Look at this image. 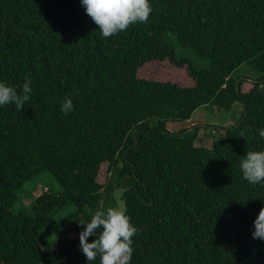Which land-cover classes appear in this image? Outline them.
Listing matches in <instances>:
<instances>
[{
  "label": "trees",
  "instance_id": "1",
  "mask_svg": "<svg viewBox=\"0 0 264 264\" xmlns=\"http://www.w3.org/2000/svg\"><path fill=\"white\" fill-rule=\"evenodd\" d=\"M150 2L147 22L105 38L80 0H0V79L19 92L27 75L33 88L22 110L0 107V264H87L78 220L115 207L117 188L138 229L131 264H264V241L251 236L264 186L239 170L264 148V0ZM153 60L185 67L193 84L140 77ZM242 65L257 77L234 76ZM237 103L231 125L207 124L221 137L197 145L205 125L192 113ZM44 172L60 190L47 186L30 215L12 211ZM63 224L55 243L42 237Z\"/></svg>",
  "mask_w": 264,
  "mask_h": 264
},
{
  "label": "clouds",
  "instance_id": "2",
  "mask_svg": "<svg viewBox=\"0 0 264 264\" xmlns=\"http://www.w3.org/2000/svg\"><path fill=\"white\" fill-rule=\"evenodd\" d=\"M85 13L98 25L100 34L107 38L125 31L130 25L145 23L153 11L150 0H80ZM33 92L31 77L25 76L19 90L0 79V107L8 104L22 110ZM70 97H65L60 104V111L65 115L73 111ZM259 138L264 140V127L258 130ZM242 178L249 184L264 186V148L247 151L239 160ZM83 225L78 234L79 250L84 254L87 264L99 258V264H131L133 259V237L137 227L127 214L124 201L115 207L96 210L90 220L83 215L78 220ZM253 239L264 241V206L252 222ZM97 229H100L97 235ZM93 237L91 242L89 237Z\"/></svg>",
  "mask_w": 264,
  "mask_h": 264
},
{
  "label": "rangeland",
  "instance_id": "3",
  "mask_svg": "<svg viewBox=\"0 0 264 264\" xmlns=\"http://www.w3.org/2000/svg\"><path fill=\"white\" fill-rule=\"evenodd\" d=\"M189 56L196 62L198 65H203L204 60L201 58H198L194 56L193 54H189ZM248 75L251 77H257V74L254 72L248 73L245 71L244 66H240L236 71H234L233 75ZM138 75L140 77H146V78H153V79H159V80H170L177 82L181 85H192L193 81L188 76L187 71L185 67H176L172 65L168 60L158 61L153 60L151 62L146 63L138 70ZM251 82V81H248ZM242 87L244 89H247L248 83L244 82L242 84ZM242 88V89H243ZM242 110L240 104H235L232 108V111L220 109L215 105H208L205 107H200L196 109L192 115L191 120L192 121H201L204 127H202L199 130V134L196 139L197 145H203V146H209L213 140L219 139L221 137V134L217 130H213L211 126L208 125H218V126H229L234 122V115H240V111ZM232 116V118H231ZM171 130H177L179 128V124L168 126ZM108 176V174H107ZM105 174L99 175L97 177L98 181L106 184V178ZM38 185L35 183H27L25 184L24 191H18L17 196L11 205V209L14 212H24L26 214H32V204L34 201V198L41 192V188L43 185H46L49 187V191L51 192H57L60 190L59 184L56 182L55 178L49 173L44 172L41 177L38 179ZM114 194L116 195L117 204L121 201L120 194L121 189L117 188L114 191ZM75 210L73 204H68L67 206H64L62 208H59L55 211L53 217L58 222H61L65 215L69 212H73ZM65 230V224L58 225L56 227L51 228H44L41 231L42 237L50 242H54L59 234H61ZM55 243V242H54ZM43 243H38V248H43ZM57 249V248H56ZM38 264H58V256L55 255L54 258L48 259L43 258L39 261Z\"/></svg>",
  "mask_w": 264,
  "mask_h": 264
},
{
  "label": "built area",
  "instance_id": "4",
  "mask_svg": "<svg viewBox=\"0 0 264 264\" xmlns=\"http://www.w3.org/2000/svg\"><path fill=\"white\" fill-rule=\"evenodd\" d=\"M47 190H48V187H47V186H42V188H41V192H42V191H47ZM41 192H40V193H41Z\"/></svg>",
  "mask_w": 264,
  "mask_h": 264
}]
</instances>
